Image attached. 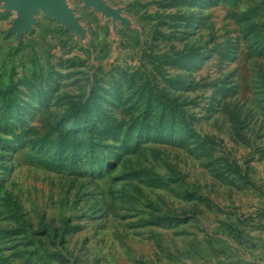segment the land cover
Here are the masks:
<instances>
[{
	"label": "rangeland",
	"instance_id": "1",
	"mask_svg": "<svg viewBox=\"0 0 264 264\" xmlns=\"http://www.w3.org/2000/svg\"><path fill=\"white\" fill-rule=\"evenodd\" d=\"M0 1V264H264V0Z\"/></svg>",
	"mask_w": 264,
	"mask_h": 264
},
{
	"label": "water",
	"instance_id": "2",
	"mask_svg": "<svg viewBox=\"0 0 264 264\" xmlns=\"http://www.w3.org/2000/svg\"><path fill=\"white\" fill-rule=\"evenodd\" d=\"M7 8L16 6L18 19L16 29H29L34 21L33 14L37 9L42 10L46 15L54 17L60 21L71 18V11L64 6L63 0H0ZM88 6L99 8L101 0H84Z\"/></svg>",
	"mask_w": 264,
	"mask_h": 264
}]
</instances>
